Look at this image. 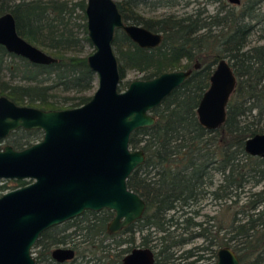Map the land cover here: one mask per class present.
Wrapping results in <instances>:
<instances>
[{"label":"trees","instance_id":"1","mask_svg":"<svg viewBox=\"0 0 264 264\" xmlns=\"http://www.w3.org/2000/svg\"><path fill=\"white\" fill-rule=\"evenodd\" d=\"M177 1L116 0L124 22L162 34L157 45L142 47L122 29L115 30L120 89L129 81L123 80L129 70L148 78L163 70L191 68L152 109L155 122L130 134V146L145 152L144 161L127 178L128 187L145 201L142 215L109 233L113 211L86 209L40 233L32 249L36 264H121L136 245L154 249V264H197L208 257V250L213 258L205 264H211L217 247L225 244L236 251L240 264H264V157L244 149L246 137L264 131V43H250L253 33L264 29L259 26L264 23V0H193L198 4L191 10L159 15L139 9ZM85 2L0 0V14L11 11L18 32L57 58L36 63L0 44V94L45 109L76 106L90 97L87 90L95 75L87 64L88 53L81 54L83 44H91ZM207 3H216L215 9L209 10ZM221 57L229 60L236 84L224 121L208 129L199 122L196 107ZM41 136L40 129L19 127L6 137L22 148ZM207 198L220 202L216 213L201 211ZM196 239L201 240L185 248ZM61 243L75 250L65 262L51 256Z\"/></svg>","mask_w":264,"mask_h":264},{"label":"water","instance_id":"2","mask_svg":"<svg viewBox=\"0 0 264 264\" xmlns=\"http://www.w3.org/2000/svg\"><path fill=\"white\" fill-rule=\"evenodd\" d=\"M85 14L93 46L86 59L97 80L85 102L45 109L17 103L0 94V140L19 127L42 130L40 139L22 148L0 144V180H28L0 194V264H36L32 247L40 233L85 209L112 210L107 222L109 233L129 225L145 209L142 196L127 185L129 174L145 159L142 147L130 146V134L135 128L155 122L152 109L184 81L191 68L133 78L120 89L113 47L115 30L122 29L142 47L157 45L162 34L141 24L124 22L116 0H86ZM0 44L32 62L57 59L18 32L11 11L0 14ZM235 84L229 60L221 57L196 107L199 122L206 128H216L224 121ZM244 149L264 157V131L246 137ZM51 253L60 261L72 257L74 251L56 247ZM153 262L154 254L147 246H135L122 257V264ZM211 264H240V259L225 244L217 247Z\"/></svg>","mask_w":264,"mask_h":264},{"label":"rangeland","instance_id":"3","mask_svg":"<svg viewBox=\"0 0 264 264\" xmlns=\"http://www.w3.org/2000/svg\"><path fill=\"white\" fill-rule=\"evenodd\" d=\"M178 3L175 4H160V5H150V6H143L142 8H139L144 14L146 15H159L162 13H167L169 11H176V12H183L184 10H191L192 7H194L195 5H197L198 3H194L193 0H178ZM200 5H203V3H201ZM206 7L209 10H213L216 7V3H207ZM260 27L264 28V23L259 24ZM251 44H257V43H264V29L261 30H256L253 35L251 36ZM42 49L46 50V48H43L41 45L39 46ZM93 49L92 44L85 42L83 44V46L81 47V54H87L89 52H91ZM48 50V49H47ZM4 63V62H3ZM2 74L4 76H8L9 75V70L7 69H2ZM142 73L136 70H129L126 72L123 80H130L133 78H141ZM97 86V80L96 77L93 80V85L92 87L87 90L88 94H91L95 88ZM8 137H4L0 140V144H4V143H8ZM0 184H5V186L0 187V194L4 191H7L9 189H12L14 187H17L19 185V182L16 181V179H11V178H4L0 180ZM220 206V202H215L214 200H210V199H205L204 202L201 205V211L202 212H209V213H216L218 211V208ZM201 239H196L193 242H190L188 244L185 245V248L191 247L193 246L195 243H199ZM210 250H208V252H206V254L208 255V257L204 258L202 261H196L197 264H205L208 263L212 260L213 256L211 255ZM195 255H191L190 257H188L187 259L190 258H194Z\"/></svg>","mask_w":264,"mask_h":264},{"label":"flooded vegetation","instance_id":"4","mask_svg":"<svg viewBox=\"0 0 264 264\" xmlns=\"http://www.w3.org/2000/svg\"><path fill=\"white\" fill-rule=\"evenodd\" d=\"M195 64H196V63H195ZM195 64H194V66L197 67ZM2 193H3V192H2ZM101 209H102V208H101ZM85 210H86V209H85ZM85 210H84V211H85ZM89 210H91V209H89ZM99 210H100V209H99ZM99 210H93V211L97 212V211H99ZM81 213H82V212H81ZM81 213H80V214H81ZM78 215H79V214H78ZM76 216H77V215H76ZM73 217H74V216H73ZM71 218H72V217H71ZM69 219H70V218H69ZM67 220H68V219H67ZM65 221H66V220H65ZM63 222H64V221H63ZM61 223H62V222H61ZM58 224H59V223H58ZM54 225H56V224H54ZM52 226H53V225H52ZM49 227H51V226H49ZM49 227H48V228H49ZM121 229H122V228H121ZM44 230H45V229H44ZM118 231H119V230H118ZM116 232H117V231H116ZM113 233H114V232H113ZM38 237H39V236H38ZM34 244H35V243H34ZM136 246H143V245H136ZM56 247H70V248L73 249L74 254H75V250H74V248H73L70 244H62V243H61V244H58V245L54 246V247L52 248V250H53L54 248H56ZM133 247H135V246H133ZM133 247H131L130 250H129L128 252H130L131 249H132ZM147 247H149V246H147ZM150 248H151V247H150ZM32 249H33V247H32ZM151 249H152V252H153V254H154V262H155V251H154L153 248H151ZM52 250H51V252H52ZM128 252H126V253H128ZM32 253H33V252H32ZM126 253H125V254H126ZM74 254H73V256H74ZM125 254H124V255H125ZM33 255H34V254H33ZM124 255H123V256H124ZM51 256H52V253H51ZM73 256H72V257H73ZM52 257H53V256H52ZM72 257H70V258H66V259H64V260H60V261L57 260V259H55L54 257H53V258H54L56 261H58V262H65V261H67V260H70ZM190 259H191V258H190ZM35 261H36V260H35ZM154 262H153L152 264H154ZM194 263H196V262H194ZM121 264H122V261H121Z\"/></svg>","mask_w":264,"mask_h":264}]
</instances>
